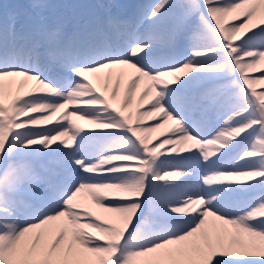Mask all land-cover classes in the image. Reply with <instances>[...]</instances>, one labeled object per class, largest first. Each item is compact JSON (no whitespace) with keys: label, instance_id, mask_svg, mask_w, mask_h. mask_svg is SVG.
Instances as JSON below:
<instances>
[{"label":"snow or ice","instance_id":"1","mask_svg":"<svg viewBox=\"0 0 264 264\" xmlns=\"http://www.w3.org/2000/svg\"><path fill=\"white\" fill-rule=\"evenodd\" d=\"M262 66L264 0L0 3V264H264Z\"/></svg>","mask_w":264,"mask_h":264},{"label":"rangeland","instance_id":"2","mask_svg":"<svg viewBox=\"0 0 264 264\" xmlns=\"http://www.w3.org/2000/svg\"><path fill=\"white\" fill-rule=\"evenodd\" d=\"M27 2H28V0H0V3L7 4L9 6L23 5V4H26ZM61 2L86 3V2H89V0H61ZM119 2L131 7V6H136V5H149L151 3H154L155 0H119ZM234 23H237V21L234 22ZM262 67H264V66H262ZM248 74L250 76H257L259 74V72L258 71H254V72H250ZM261 86H263V85L261 84ZM261 86H260V84L255 85V87L257 88V91L261 90ZM55 120H56V117L53 118V123L55 122ZM145 124H149V122L145 123ZM50 125H52V124H48V125H44V126L51 127Z\"/></svg>","mask_w":264,"mask_h":264},{"label":"bare ground","instance_id":"3","mask_svg":"<svg viewBox=\"0 0 264 264\" xmlns=\"http://www.w3.org/2000/svg\"><path fill=\"white\" fill-rule=\"evenodd\" d=\"M230 22L234 23L236 21H234V22L230 21ZM262 85L263 86H261V84H260V86H261V90L259 89L260 91L264 90V84H262ZM148 122L151 123L153 121L152 120H146L144 123H148ZM79 123L83 124L82 121H80ZM50 126H52V125H50ZM84 127H85L86 130H88V129L92 128L93 126L84 125ZM163 132H164V129H160V130H157L156 132H153V133L149 134L150 135V142H158V138H162L161 133H163Z\"/></svg>","mask_w":264,"mask_h":264}]
</instances>
